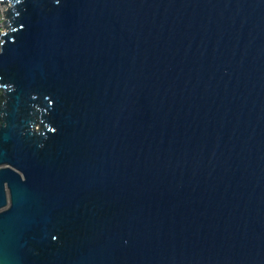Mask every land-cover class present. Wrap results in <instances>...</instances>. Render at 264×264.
Returning <instances> with one entry per match:
<instances>
[{
    "label": "water",
    "instance_id": "water-1",
    "mask_svg": "<svg viewBox=\"0 0 264 264\" xmlns=\"http://www.w3.org/2000/svg\"><path fill=\"white\" fill-rule=\"evenodd\" d=\"M0 264H264V0H0Z\"/></svg>",
    "mask_w": 264,
    "mask_h": 264
},
{
    "label": "rangeland",
    "instance_id": "rangeland-1",
    "mask_svg": "<svg viewBox=\"0 0 264 264\" xmlns=\"http://www.w3.org/2000/svg\"><path fill=\"white\" fill-rule=\"evenodd\" d=\"M8 8V4H7V2H4V3H1L0 4V16H5V11L4 10H6ZM5 19H6V17H5ZM0 30H2V32H4L5 30H7V27L5 26V27H1L0 26Z\"/></svg>",
    "mask_w": 264,
    "mask_h": 264
},
{
    "label": "built area",
    "instance_id": "built-area-1",
    "mask_svg": "<svg viewBox=\"0 0 264 264\" xmlns=\"http://www.w3.org/2000/svg\"><path fill=\"white\" fill-rule=\"evenodd\" d=\"M4 20H6V19H5V16H4V15H3V16H0V26H1V27H5V26H4L5 23H3ZM0 31L2 32V30H0ZM5 31H6V30H5Z\"/></svg>",
    "mask_w": 264,
    "mask_h": 264
}]
</instances>
